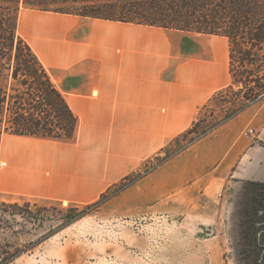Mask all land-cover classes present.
<instances>
[{
  "label": "crops",
  "instance_id": "obj_1",
  "mask_svg": "<svg viewBox=\"0 0 264 264\" xmlns=\"http://www.w3.org/2000/svg\"><path fill=\"white\" fill-rule=\"evenodd\" d=\"M18 33L78 124L71 138L2 134L0 193L10 200H98L192 127L231 83L224 36L31 8L21 10ZM251 181L264 182V100L141 179L133 203L189 202ZM57 257L23 254L9 264H140L82 262L65 250Z\"/></svg>",
  "mask_w": 264,
  "mask_h": 264
},
{
  "label": "trees",
  "instance_id": "obj_2",
  "mask_svg": "<svg viewBox=\"0 0 264 264\" xmlns=\"http://www.w3.org/2000/svg\"><path fill=\"white\" fill-rule=\"evenodd\" d=\"M21 4L43 11L228 38L231 83L218 90L202 107L192 127L171 141L182 142L175 150L162 158L157 156L156 162L147 163L140 173L126 176L120 185L111 186L97 202L88 206L95 210H99L115 193L127 189L255 103L264 100V0H0V143L5 132L71 138L78 124L77 116L54 84L48 70L31 45L18 33ZM6 71H9L11 79L9 86L1 83ZM216 102L223 109V115L219 116L212 110V118L209 119L206 112ZM249 183L255 195L264 194V182ZM35 205L41 211L48 210L46 206ZM30 206L31 203L26 202L23 212L19 202L0 200V232L13 229L8 214L37 218L39 214ZM41 242L38 240L22 245L0 238V264L13 262Z\"/></svg>",
  "mask_w": 264,
  "mask_h": 264
},
{
  "label": "rangeland",
  "instance_id": "obj_3",
  "mask_svg": "<svg viewBox=\"0 0 264 264\" xmlns=\"http://www.w3.org/2000/svg\"><path fill=\"white\" fill-rule=\"evenodd\" d=\"M22 9H26L23 4L20 12ZM1 83L3 86L11 84L9 71L5 72ZM212 110L223 115V109L216 102L206 112L209 119ZM170 143L129 175L140 173L147 163H155L157 156L164 157L182 142ZM138 187L140 180L115 193L99 210L88 206L102 196L84 204L48 199L15 201L10 200L11 195L0 193V200L19 202L23 212L25 203L30 202V209L39 214L37 218L8 214L13 229L0 232V238L22 245L42 241L25 253L34 258L46 253L57 260L65 250L89 263L91 259L112 256L140 264H251L245 254L249 247L241 231L244 210L255 196L249 182L230 186L217 196L195 193L189 202L168 200L153 207L133 203L140 197ZM35 203L48 210L41 211ZM112 244L113 250L109 248Z\"/></svg>",
  "mask_w": 264,
  "mask_h": 264
},
{
  "label": "flooded vegetation",
  "instance_id": "obj_4",
  "mask_svg": "<svg viewBox=\"0 0 264 264\" xmlns=\"http://www.w3.org/2000/svg\"><path fill=\"white\" fill-rule=\"evenodd\" d=\"M242 236L249 249L251 264H264V194L255 195L253 203L244 210Z\"/></svg>",
  "mask_w": 264,
  "mask_h": 264
},
{
  "label": "built area",
  "instance_id": "obj_5",
  "mask_svg": "<svg viewBox=\"0 0 264 264\" xmlns=\"http://www.w3.org/2000/svg\"><path fill=\"white\" fill-rule=\"evenodd\" d=\"M246 133L249 134V135H253V133H254V128H252V127L248 128V130H247ZM2 165H5V163H2Z\"/></svg>",
  "mask_w": 264,
  "mask_h": 264
}]
</instances>
